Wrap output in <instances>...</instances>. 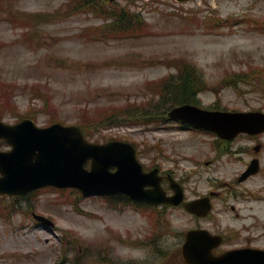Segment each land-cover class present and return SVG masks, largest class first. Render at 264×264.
I'll list each match as a JSON object with an SVG mask.
<instances>
[{
    "label": "rangeland",
    "instance_id": "obj_1",
    "mask_svg": "<svg viewBox=\"0 0 264 264\" xmlns=\"http://www.w3.org/2000/svg\"><path fill=\"white\" fill-rule=\"evenodd\" d=\"M81 1L0 0V91L7 94L0 98V117L15 122L30 116L38 125L87 123L90 140L134 141L141 162L173 170L187 196L218 193L210 215L201 219L180 207L157 215L156 209L115 205L70 188L39 189L28 199L6 197L0 264H74L82 258L78 264H181L184 233L194 226L222 233L226 240L218 250L247 242L264 248L261 218L250 213L264 212V134L239 135L220 145L210 133L180 129L158 117L145 125L104 117L112 108L138 113L149 99L152 105L163 78L179 66L201 76L198 105L264 110V0H193L183 6L136 0L131 8L142 12L149 29L134 38L115 31L105 36L110 19ZM203 16L232 23L206 25ZM258 141L262 168L238 182ZM0 148H7L1 140ZM32 210L55 225L38 224Z\"/></svg>",
    "mask_w": 264,
    "mask_h": 264
},
{
    "label": "water",
    "instance_id": "obj_2",
    "mask_svg": "<svg viewBox=\"0 0 264 264\" xmlns=\"http://www.w3.org/2000/svg\"><path fill=\"white\" fill-rule=\"evenodd\" d=\"M170 114L193 120L229 137L254 121L264 123V116L257 112H208L187 105L174 108ZM0 136L13 144L11 151L0 152V171L4 174L0 178V191L25 193L31 188L53 183L78 185L84 194L126 191L134 197L153 198L142 192L141 187L147 181L142 178L141 167L133 154L130 153L131 158L126 156L127 147L123 143L92 145L82 139L76 127L62 129L55 126L44 131L26 120L16 125L0 122ZM88 156L94 159L90 172L82 168ZM113 165H118L119 170L115 180L110 181L108 168ZM201 201L189 202L187 207L198 212L199 206L203 207ZM205 233L194 229L188 231L182 247L187 264H264V251L249 248L214 256L211 249L217 241L205 239Z\"/></svg>",
    "mask_w": 264,
    "mask_h": 264
},
{
    "label": "trees",
    "instance_id": "obj_3",
    "mask_svg": "<svg viewBox=\"0 0 264 264\" xmlns=\"http://www.w3.org/2000/svg\"><path fill=\"white\" fill-rule=\"evenodd\" d=\"M81 4L87 6L89 4V0H82ZM111 5V3H109ZM118 14V13H117ZM126 16V17H124ZM117 24L120 26L126 25L127 23H132L133 18L123 15V11H120V15L117 16ZM197 80L193 79L190 76L189 69L187 67H182L179 70L178 77L174 82L175 85L169 89L168 92L164 93V98L171 105L179 104V103H189L194 100L195 94V83Z\"/></svg>",
    "mask_w": 264,
    "mask_h": 264
}]
</instances>
